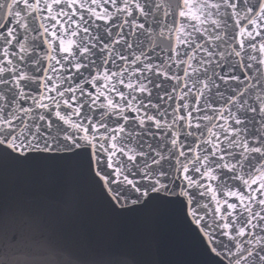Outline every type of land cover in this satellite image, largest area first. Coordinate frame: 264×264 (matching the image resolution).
Here are the masks:
<instances>
[{
  "label": "snow or ice",
  "instance_id": "obj_1",
  "mask_svg": "<svg viewBox=\"0 0 264 264\" xmlns=\"http://www.w3.org/2000/svg\"><path fill=\"white\" fill-rule=\"evenodd\" d=\"M0 264H264V0H0Z\"/></svg>",
  "mask_w": 264,
  "mask_h": 264
},
{
  "label": "water",
  "instance_id": "obj_2",
  "mask_svg": "<svg viewBox=\"0 0 264 264\" xmlns=\"http://www.w3.org/2000/svg\"><path fill=\"white\" fill-rule=\"evenodd\" d=\"M19 196L22 204H32L55 200L58 198L59 194L55 188L39 184L28 190H21ZM85 212L87 213V209H85ZM85 218H87V216ZM58 257L66 260L68 259V254L66 252L57 251L51 254L48 258L55 261Z\"/></svg>",
  "mask_w": 264,
  "mask_h": 264
}]
</instances>
